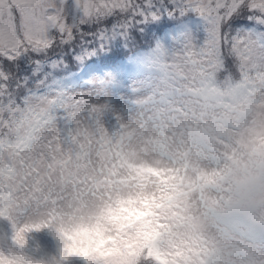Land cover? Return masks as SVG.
Segmentation results:
<instances>
[{
  "label": "rangeland",
  "instance_id": "rangeland-1",
  "mask_svg": "<svg viewBox=\"0 0 264 264\" xmlns=\"http://www.w3.org/2000/svg\"><path fill=\"white\" fill-rule=\"evenodd\" d=\"M135 2L138 5L147 2L156 11L148 15L114 11L81 19L75 0H64L65 20L73 38L57 48L58 53L33 56L26 65L30 71L22 73L24 79L18 80L20 88L16 83L11 85L15 96L23 100L29 90L55 82L63 70L53 76L55 70L48 73L31 68L32 61L40 60L41 66V61L52 65V59L58 64L65 56L67 63L56 69L64 68L70 64L67 50L75 46L76 30L96 31L118 22L121 23L112 29L120 27L126 31L127 37L123 39L128 40L127 44H150L164 74L160 77L146 71L151 76L144 73L132 78L120 94H116L115 83L101 74L66 91L48 86L41 94L32 91L27 96L28 113L37 126L31 131L24 123L22 134L31 132L29 148L14 157L18 170L15 179L2 178L0 258L8 264H25L27 259L30 264H62L64 238L97 247L101 241L114 239L120 244H107L103 264H130L143 246L136 232L126 228L128 212L121 211L130 200L137 202L151 226L146 235L156 247L179 253L170 255V259L187 264H203L212 259V264H227L236 258L229 253L238 248V254L253 264L264 258L258 224L246 229L249 248L229 242L233 248L224 249L222 255L220 245L205 250L189 239L192 230L182 226L185 216L195 217L200 230L211 237L200 220L201 192L209 202L218 201L220 196L227 199L217 188L229 187L224 182L228 174L237 178L250 159L264 152V67L250 62L242 69L236 58L225 59L215 77L224 71L230 74V84H241L245 79L252 85L253 74L260 73L257 91L244 90L238 102L240 115L231 117L233 126L213 132L205 147H192L193 155L188 156L185 122L173 121L165 106H154L151 101L159 99L158 94L165 91L172 79L186 77L181 82L191 83V77L199 72L192 61L200 59L196 54L198 42H203L207 32L206 22L195 11H167L170 5L166 3L177 0ZM33 3L38 5L35 9L38 19L41 8L53 15V9L60 7V0H33ZM186 16L194 17L190 26L172 38L167 47L154 43L155 38L169 40L170 35L163 33L164 24ZM13 23L19 30V13ZM243 27L251 28L252 22ZM54 35L59 39V33ZM99 53L94 47V55ZM0 63H4L2 57ZM17 235L23 244L16 239Z\"/></svg>",
  "mask_w": 264,
  "mask_h": 264
},
{
  "label": "snow or ice",
  "instance_id": "snow-or-ice-1",
  "mask_svg": "<svg viewBox=\"0 0 264 264\" xmlns=\"http://www.w3.org/2000/svg\"><path fill=\"white\" fill-rule=\"evenodd\" d=\"M80 9L81 19L99 17L114 11H129L131 13L148 15L155 12L154 5L147 2L138 5L135 0H75ZM64 0H60V7L53 9L54 14L48 15V10L41 8L42 15L37 17L35 9L38 7L33 0H0V57L4 63L0 64V114H6L7 119L0 118V127L12 128L17 126L15 139H7L0 136V174L15 169V159L18 153L29 143L31 132L25 135L19 134V128L27 123V128L35 130L37 122L30 120V114L25 107L28 97L21 100L15 96L11 85L16 83L20 88L19 79H24L23 74L30 71L27 62L36 54L58 53L57 48L66 45L70 41L72 31L67 24L64 15ZM195 11L206 22L207 29L203 42L199 43V51L196 54L200 59L192 61L199 72L191 77V83H182L179 79H172L165 91L159 93V99L151 103L154 106H165L167 113L173 121L182 119L185 122L186 137L188 139V156L193 155L191 148H202L207 141L212 139L213 132H223L233 126L232 115L239 113L238 102L244 95V86H236L235 89L226 82L220 85L215 80V72L221 68L227 57L236 58L243 69L246 63L258 62L264 67V0H177L174 6H169V12ZM164 8H160V13ZM19 13L20 27L17 29L13 23L15 14ZM159 14V13H158ZM44 21L41 24L40 21ZM252 22L251 28L243 25ZM234 24L242 25L235 28ZM54 33H59V39ZM102 41L104 37L97 34ZM66 50V49H64ZM68 59H71L69 54ZM110 57H100L98 60H87L79 75L73 79L82 82L85 78L101 73L108 66ZM36 66L40 61H32ZM26 86V82H25ZM195 155H200L196 153ZM187 158V157H186ZM225 183L227 189L218 187L217 191L225 193L218 201L209 202L200 195V204H211L220 213L229 214L234 211L255 212L264 209V152L258 158L249 160L238 175L233 178L229 173ZM182 195V194H180ZM129 223L126 228L135 231L143 246L134 255L130 264H145L152 261L154 264H187L171 256L179 253L162 251L156 247L152 239L146 235L150 225L145 221L142 211L137 207L135 200H130L126 209ZM183 227L192 230L190 240L199 243L205 250L214 247L218 242L212 237L206 236L200 230L195 217L184 218ZM24 228L20 229L23 232ZM17 240L23 244V239L17 235ZM119 245L114 239L100 242L96 245H83L76 242H68L64 238L61 256L62 264H103L105 259L103 249L107 244ZM0 264H8L0 258ZM25 264H30L29 260ZM203 264H212V259H207Z\"/></svg>",
  "mask_w": 264,
  "mask_h": 264
},
{
  "label": "trees",
  "instance_id": "trees-1",
  "mask_svg": "<svg viewBox=\"0 0 264 264\" xmlns=\"http://www.w3.org/2000/svg\"><path fill=\"white\" fill-rule=\"evenodd\" d=\"M176 3L175 2H167L166 5L174 6ZM194 19V17L186 16L182 19H179L177 21L171 22L169 24H164L162 29L164 31H168L170 33L169 40L163 44V47H167L169 44V41L172 38H175L179 35V33L183 30L185 31L191 24V20ZM121 22H118L117 24H112V27L114 25H119ZM111 26H107L105 28H102L100 30L96 31H82V30H76L75 32L76 37L74 40L75 46L71 49L67 50V54H71V59L70 63L68 66L61 68V69H56L61 67L63 64L67 63L65 62V56L59 60L58 64H55V59H52V65L49 64L48 62L43 63L41 61L42 66L39 65L36 66L34 64L31 65V68L33 69H39L42 72H51L52 70H55L53 72V76L57 75L60 71H62V74L57 75L54 84L58 89L61 90H68L74 85H77L81 82H78L74 80L73 78L79 75L80 71L82 70L83 64L87 60H98L100 57H110L111 59L108 62V66L103 69L101 73H97L98 75L106 73L105 78H110L111 80H117L121 82H126L132 77L137 76L141 71L142 67L130 71L128 65L134 64L136 61L141 62L142 66H146L145 61L139 59V57L134 53L135 51H138L139 48H142L140 44L136 43H131L127 44L128 40H124L123 37H127V32L120 29V27H116L112 29ZM100 34L104 37V39L101 41L97 34ZM93 40V42H91ZM94 47L95 50H98L100 53L98 55H94ZM120 49H122L120 51ZM40 61V60H39ZM74 61V62H73ZM1 64V63H0ZM234 69V68H233ZM245 69V68H243ZM221 70V69H220ZM248 70V69H247ZM251 71V70H249ZM255 70L253 71V73ZM244 73V72H243ZM43 75V73H42ZM48 76V74H46ZM230 74H227L224 71H221L219 76L215 80L220 84V85H225L226 82L230 84ZM92 77V76H91ZM91 77L85 78L83 81L89 80ZM243 79V78H242ZM255 79V76H254ZM244 82H241V84H238L236 82H232L231 88L235 89L236 86L243 85L244 90L246 92L249 91H257V83H253L250 85L245 79H243ZM23 107V105H21ZM30 114V113H29ZM0 118L7 119L6 114H0ZM37 118V117H36ZM30 120H32V114H30ZM25 123V122H24ZM25 129H22V127L19 128V134L23 135V131ZM17 135V126L14 125L12 128H0V136H3L7 139H15ZM33 139V138H32ZM33 144V143H32ZM30 144H27L20 153L23 152V150L29 148ZM18 153V154H20ZM17 154V155H18ZM17 167L15 166L14 171L10 170V172H6L3 174H0V200L3 199V190H2V178L6 177L8 181H12L15 179L17 175ZM10 198V195H9ZM12 198V194H11ZM12 204V203H11ZM11 204H9L8 208L11 209ZM10 213V210H9ZM261 229H264V227L260 226ZM263 237L264 233L261 232Z\"/></svg>",
  "mask_w": 264,
  "mask_h": 264
},
{
  "label": "clouds",
  "instance_id": "clouds-1",
  "mask_svg": "<svg viewBox=\"0 0 264 264\" xmlns=\"http://www.w3.org/2000/svg\"><path fill=\"white\" fill-rule=\"evenodd\" d=\"M199 214L206 233L220 245L221 255L224 249L233 248L229 242H235L241 248H249L250 245L246 243L249 233L246 229L256 224L264 227V209L255 212L238 210L223 214L209 203L200 205ZM238 252L239 248L229 253L236 258L228 260L227 264H253L252 260L243 258ZM257 264H264V258Z\"/></svg>",
  "mask_w": 264,
  "mask_h": 264
}]
</instances>
